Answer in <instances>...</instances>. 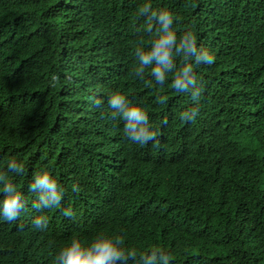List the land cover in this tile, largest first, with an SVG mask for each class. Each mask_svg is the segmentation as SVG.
Returning <instances> with one entry per match:
<instances>
[{
    "label": "trees",
    "instance_id": "obj_1",
    "mask_svg": "<svg viewBox=\"0 0 264 264\" xmlns=\"http://www.w3.org/2000/svg\"><path fill=\"white\" fill-rule=\"evenodd\" d=\"M115 1L0 0V170L10 159L22 160L24 174L13 179L20 188L32 172L33 151L42 147L55 158L44 167L52 170L57 164L72 185L88 182L89 174V181L110 189L119 208L111 219L75 234L82 240L99 231L115 232L131 246L163 247L171 264H264V113L233 114L257 101L244 83L224 79L220 72L231 64L255 71L264 63L263 35L257 27L242 25L264 20V0H186L179 7L178 35L194 30L216 60L196 69L205 77L196 105L170 83L148 82L124 93L134 103L152 100L144 106L158 129V143L146 148L124 139L122 126L103 104L92 102L87 117L71 115L49 72L52 45L61 37L90 40L88 27L98 36L111 32L108 16ZM136 1L130 12L134 18L141 17L137 10L144 3ZM170 4L157 0L164 9ZM146 23L132 28L125 22L121 32L141 44ZM120 46L130 51L123 40ZM86 90L92 101L101 100L100 87ZM213 94L221 113L212 104ZM190 106L199 108L196 118L179 120L178 113ZM31 205L18 218L31 221L36 246L20 264H53L70 237L59 239L33 224L35 216L57 207L38 211ZM229 218L245 219L248 232L227 224Z\"/></svg>",
    "mask_w": 264,
    "mask_h": 264
},
{
    "label": "clouds",
    "instance_id": "obj_2",
    "mask_svg": "<svg viewBox=\"0 0 264 264\" xmlns=\"http://www.w3.org/2000/svg\"><path fill=\"white\" fill-rule=\"evenodd\" d=\"M140 2H144L137 10L141 17L136 18L130 13L136 0H116L111 4L108 18L112 30L106 35L98 36L88 27L85 35L91 36L90 40L61 37L54 42L49 72L51 80L61 88L71 115L80 119L79 114L83 112L87 117L92 102L97 106L103 104L122 126L124 139L136 147L146 148L158 143V129L144 106L152 100L134 103L124 93L144 87L148 82L159 86L170 83L172 90L188 94L196 105L202 94L198 84L205 78L196 69L212 65L216 56L198 43L194 30L188 29L179 35L176 32L182 24L178 10L186 0H171L169 9L158 7L157 0ZM142 20L147 23L139 44L135 36L122 33L121 28L125 22L136 28ZM242 25L257 27L264 39V20ZM121 40L129 44L130 51L122 50ZM79 58L84 61H78ZM220 72L224 79L244 83L247 93L257 101V106H248L233 114L257 116L264 113V63L255 71L231 64ZM82 76L88 81L83 82ZM214 77L219 75L214 72ZM87 86L100 87L101 100L92 101ZM159 100L164 103L165 97ZM212 104L221 113L222 107L215 94ZM198 112L197 106H190L181 110L178 118L192 121ZM52 152L42 147L33 151L32 172L24 178L20 188L13 179L24 174L22 160L10 159L6 169L0 170V221L5 224L0 229V264H20L26 254L35 251L38 233L30 230L31 221L18 218L28 204L38 211L57 207L51 213L35 216L33 224L59 239L70 237L53 257V264H171V254L163 247L155 244L145 248L131 246L119 233L99 231L87 241L76 236L84 228L111 219L120 204L110 189L89 181V174L88 182L72 185L70 178L57 170V164L52 170L44 167L47 161H55ZM65 192L68 196L62 201ZM34 196L31 203L29 198ZM226 223H234L248 232L245 219L229 218Z\"/></svg>",
    "mask_w": 264,
    "mask_h": 264
}]
</instances>
